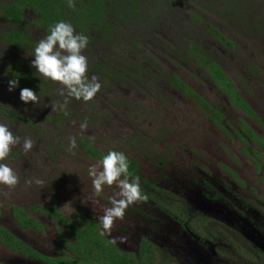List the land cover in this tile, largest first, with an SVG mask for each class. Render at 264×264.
Instances as JSON below:
<instances>
[{"label": "rangeland", "instance_id": "1", "mask_svg": "<svg viewBox=\"0 0 264 264\" xmlns=\"http://www.w3.org/2000/svg\"><path fill=\"white\" fill-rule=\"evenodd\" d=\"M140 1L144 11L123 25L114 47L102 44L89 50L97 61L116 59L118 77L105 79L97 71H88L89 78L93 75L98 78L100 90L89 101L70 99L72 102H69L67 98V115L59 126L48 116L61 112L52 106L65 98L40 97L38 104L25 105L19 98L20 91L16 88L9 92L8 85L0 80V100L15 112L9 117L0 110V122L9 124L10 130L22 138L6 158L19 182L14 187L0 184L1 223L42 253H55L57 234L62 228L43 209L33 211L30 207H49L55 201L64 215L73 216L76 210L87 212L95 217L100 227L99 217L104 215L105 208L112 206L111 198L119 190L114 183L105 185L101 193H95L89 168L100 160L90 158L79 147L82 137L100 151L114 149L134 159L139 176L154 186L150 191L161 188L172 194L161 193L167 200V207L175 208L183 203L190 210L181 212L183 223L150 198L136 201L128 206L122 219L114 220L111 235L105 233L112 241L113 237L117 238V246L128 251H136L142 236L149 237L158 248L155 264H167L166 259L171 262L189 259L185 253L192 255L190 259H196L195 250L211 249L208 245L213 232L211 220L215 218L229 228L224 218L211 214L213 204L254 225L256 220L240 211L248 206L260 209L264 204V188L256 184L260 169L264 167V155L249 149L251 146L257 149L256 142L250 141L251 144L245 146L239 138L225 133L207 118L196 102L181 94L161 74L171 71L182 77L223 113L231 127L237 126L241 118L262 135L264 116L257 121L243 111H231L224 93L206 70L196 65L195 60L187 59L186 46L189 43L187 35L195 38L202 49L218 59L235 86L248 92L264 109V100L261 96L255 98L254 90L257 86L264 91V0H185L174 4L167 0ZM205 20L233 40L231 50L210 36L209 28L204 26ZM34 35L43 38L39 31ZM14 51L9 45L0 43V63L7 61ZM31 54L26 53L27 61L34 58L29 56ZM123 61L125 68L118 66ZM131 62L148 67L155 62L157 67L151 66L152 72L144 74L131 66ZM251 74L256 77L255 86L247 83ZM51 83L59 93L60 83ZM261 107L256 110L264 115ZM229 111L234 114L233 119L227 118ZM215 120L224 124L223 119ZM85 122L87 127L82 129ZM25 137L34 141L27 154L22 150ZM73 138L75 148L70 147ZM36 179L45 183L37 185ZM249 188L252 189L248 191ZM14 203L39 219L42 231L19 228L10 213ZM194 211L205 218L200 220ZM218 231L236 240L232 230L219 228ZM165 249H171L173 254ZM249 255L254 256L253 249ZM20 258L24 257L0 245V261L6 264H44L21 262ZM222 263L227 264H219Z\"/></svg>", "mask_w": 264, "mask_h": 264}, {"label": "trees", "instance_id": "2", "mask_svg": "<svg viewBox=\"0 0 264 264\" xmlns=\"http://www.w3.org/2000/svg\"><path fill=\"white\" fill-rule=\"evenodd\" d=\"M169 3L171 0H167ZM180 1V0H179ZM183 2L185 0H182ZM74 6L70 7L68 0H10L8 3L2 4L4 15L12 21H21L22 12L28 8L34 13L33 17L28 19V24L35 31H39L44 38L52 25L59 20H65L72 23L76 32H82L89 37V44L83 50V54L88 58V71H97L101 73L105 79L118 77L119 72L115 66L116 59L107 58L103 61H97L89 50L99 45H111L114 47L118 34L121 33L122 27L128 20L136 19L144 11L141 7L140 0H73ZM212 34L225 45L231 44L230 40L212 23L207 22ZM16 28L7 34V40L13 48H16V53L13 54L5 63H0V80L8 81L11 78L20 77V85L17 90L20 91L23 87H30L39 93L40 97H48L58 100L60 95L54 91V86L50 79L40 76L34 68L30 67V61H27L26 53H33L35 44L41 40H34L31 31H26L27 25L16 24ZM123 61L120 66L124 67ZM206 70L210 73L223 88L230 94L232 100L236 104L243 107L250 116H254L250 107L242 101L239 94L234 90L230 80L226 78L222 69L215 64L206 65ZM169 83L184 93L191 94L202 106L211 109V106L194 93L182 80L175 74H170ZM64 98V97H63ZM62 98V99H63ZM69 102L75 98L68 97ZM72 99V101H70ZM68 106V104H67ZM0 110L5 113H12L11 108L4 106L0 102ZM66 111V110H65ZM207 118L218 126V122L212 115L206 113ZM49 119L55 121L59 126L65 118V112L61 111L53 116H48ZM224 130V128L221 126ZM249 134L251 129L243 124V128ZM257 139L259 146L264 151V138L254 137ZM79 147L86 153L87 156L101 160L109 150L100 151L91 146L86 137H82L78 143ZM117 151V150H116ZM126 155V154H125ZM127 156V155H126ZM129 171L132 175L139 176L137 162L129 156ZM141 189L148 198L152 199L173 217L183 222L181 214L185 205L179 204L175 208L166 206V199L162 198L161 193L172 195L168 191L158 188L156 192H152L149 188H153L152 183H149L146 178L140 177ZM264 180V173L262 175ZM31 210L42 211L54 220L64 229L63 232H58L56 254H45L36 249L32 244L21 238L19 235L11 232L6 227L0 225V243L13 251L14 253L28 259H40L46 264H155L156 246L147 236H142L136 251H127L121 249L116 243L107 236L101 235V229L96 223L95 218L86 212L76 210L73 217L62 214L56 203L53 201L49 207H41L34 205ZM11 215L19 228L23 230L42 231L40 221L33 217L28 210L23 207L12 204ZM205 217H200L203 220ZM197 230V226L195 228ZM0 264H4L1 263ZM159 264H163L160 262ZM167 264H173L169 262Z\"/></svg>", "mask_w": 264, "mask_h": 264}, {"label": "clouds", "instance_id": "3", "mask_svg": "<svg viewBox=\"0 0 264 264\" xmlns=\"http://www.w3.org/2000/svg\"><path fill=\"white\" fill-rule=\"evenodd\" d=\"M69 6H74L73 0H68ZM89 44V37L82 32H76L72 23L59 20L49 29L48 34L39 40L29 56L30 67L34 68L40 76L59 82L62 86L59 95L64 97L62 103L57 102L52 107L65 111L68 104V97L75 99L91 100L101 88L98 78L93 75L89 78L88 58L83 54V50ZM20 85L19 78H11L8 81V91L12 92ZM20 100L27 105L29 102L38 104L40 95L30 87L20 89ZM86 122L81 128H86ZM21 137L15 135L7 123L0 122V184L14 187L19 182V177L14 168L7 162L12 147L20 143ZM34 141L31 138H23L22 150L27 154L32 150ZM71 148L76 147V140L73 138L70 143ZM128 157L120 151L109 150L98 162L91 165L89 175L93 177V187L95 193L102 192L105 185L112 186L114 183L119 189L111 198V207L105 208L104 215L99 217L101 235L108 233L116 219H122L125 210L136 201H146L147 195L142 192L139 176L132 175L129 171ZM31 183V181H29ZM37 185L45 183L42 179H36ZM117 238L113 237V243Z\"/></svg>", "mask_w": 264, "mask_h": 264}, {"label": "flooded vegetation", "instance_id": "4", "mask_svg": "<svg viewBox=\"0 0 264 264\" xmlns=\"http://www.w3.org/2000/svg\"><path fill=\"white\" fill-rule=\"evenodd\" d=\"M9 1L10 0H0V43L2 45H4V44L5 45H9V47L13 48L11 46V43H9V41L7 40V38H8L7 34H9L13 29H15L17 27L16 24H18V23L21 24V25H24V26L27 25L26 31H31L34 40H39L34 35L35 29H33L32 26L28 24V19L32 18L33 15H34V13L32 12V10H30L28 8L24 9L23 12H22V14H21V16H22L21 19L22 20L19 21V22L18 21H12V20L8 19L4 15L3 9L1 7L2 4L8 3ZM180 1L182 2V0H180ZM180 1L179 0H171L170 1V4L180 3ZM168 9L169 8H167V12H168ZM132 20H135V18L132 19ZM207 22L208 21L205 20L204 26H207L208 27ZM33 31H34V33H33ZM209 34H210V36L212 35V38H214L215 40H217L225 48H228V51L233 48V44H234L233 43V40L229 36H226L224 33L223 34L230 40L231 44L225 45L223 42H221L220 40H218L215 35L212 34L211 30H210V33ZM187 36H188L187 38L189 39V43L186 46V53H187V56H188L187 59L191 58L192 60H195L196 61V65L203 67L205 70H206V65H208V64H215V65L219 66L222 69V71L224 72V75L226 76V78L228 80H230V82L232 83V85L234 87V90L242 98L241 100L244 101L250 107V109H251L252 113H254V116L255 117L250 116L246 111H244V109H243L242 106L236 104L235 101L232 100V98H231L230 94L228 93V91L225 88H223L217 81H215V79L212 78V76L210 75V73L206 70V72H207L206 74H208V76H210L213 79V81L215 82V84L217 85V87L219 88V90L222 93H224V95L226 97V101L228 102L227 105H230L231 111H234V110L235 111L236 110L243 111L244 114H246L247 116H249L251 118H255V120H257V121L261 120V118L264 115H263V113H260V112H258V110H256L257 107L259 108L261 106H259L257 104V102L254 101V98L250 97V95H249L248 92H244L239 87L235 86V84L232 81V79L225 73L224 69L219 64L218 59L214 55L210 56L209 53H208V51L206 49H202L201 48L199 42L196 41L195 38H192L189 35H187ZM14 49H16V48H14ZM15 53H16V51L13 52V54H15ZM178 54H179V52H178ZM148 65H150V64L148 63ZM131 66H133L134 68L139 69L144 74H145V71L147 73H149V74H150V72H152L153 69H152L151 66L157 67V65H156L155 62H153L150 65V67L144 66V65H142V63H137V62H131ZM157 71H159L161 73V70H157ZM161 74H164L165 77H167V79H168V77H169L170 74H175L194 93H196L200 98H202L206 103H208L211 106V109H209V108H207L205 106H202L197 100H195V98L190 93L187 94V93L182 92L181 90L180 91L178 90L181 94H184V95L188 96L190 100H193L194 102H196L201 107V109L204 110V112H206L207 114L212 115L213 118H215V119H223L222 123H224V124L221 125L218 122V127L221 128V126H222L224 128V130L222 128L221 129L223 131H225V133H227V134L228 133H231L233 136L239 138L245 144V146L248 145V144H251L250 141L256 142L257 149H254L252 146L249 149H251L254 152H256V150H258V151H260L264 155V151L259 146L257 139H254L252 137V136L259 137L260 139L261 138H264V131H263V134L262 135L257 134L254 131V129H252V127L249 126L246 122H244L241 118H239L238 125L237 126L231 127L229 124H227V122L225 120V116L223 115V113H221V111H219L216 107H214L207 100H205L199 93H197L185 80H183L182 77L178 76L176 73L171 72V71L168 72V73H166L164 71V73H161ZM263 77H264V75H263ZM255 80H256V77L253 76V74H251L249 77H247V83H248V85L249 86H255V83H256ZM254 90L256 91V94H257V95H255V98L258 99V96H261V98L264 100V91L262 90V88H259V87L257 88V86H255L254 87ZM0 102L4 106L6 105L3 101L0 100ZM262 111L264 112V109ZM3 113L6 114L9 117L14 116V114H15V112L13 110H12V113L11 114L5 113V112H3ZM226 116H227L228 119H230V118L233 119L234 114L229 111V112L226 113ZM243 124H246L251 129V132L249 134L247 133V131H245L244 129H242L243 128ZM263 129H264V126H263ZM88 143L90 144L89 141H88ZM110 150H114V149H110ZM260 171H261L260 179H257L256 180V184H258L259 186H261V187L264 188V180H262V175L264 173V167L261 168ZM240 183L242 185H247V182L245 183L244 181H240ZM250 189H252V188H249L248 191ZM254 190H256V189H254ZM212 197L215 198L216 196L212 195ZM51 203H50V206H51ZM262 203H264L263 200H262ZM19 206H21V205H19ZM25 210H27V209H25ZM33 211H35V210H33ZM182 211L185 212V211H190V210L188 209V207H186V209H183ZM240 212L243 215H249V216H251V218H254L256 220V224L254 225L251 222L244 221V220H242V218L234 215L228 209H222V208L219 207L218 204H216V203L213 204V210H212V213L211 214L214 217L215 216H221V219L224 218V221L223 222L225 223V225H228L229 228H227V226L226 227L222 226L221 223L217 222L215 220V218H213L211 220V223L213 225V228L210 229L211 231L213 229V232H211V235H210L211 236V239L208 242V245L210 246L211 249L209 251L208 250H206V251L195 250V252H197V256H198L196 259H193V258L190 259V257L192 255L190 256V255H188V253H185V256H187L189 259H178V260L175 259V261L173 260V262H192V264H201V263L202 264H205V263H208V264H219L220 262H227V264H264V204L261 205V208L260 209H253L252 206H248L247 209H244V211H240ZM10 213H11V206H10ZM193 213H194L195 216L204 217L198 211H194ZM216 214H218V215H216ZM1 217H2V210L0 208V225L4 226L1 223ZM70 217H73V216H70ZM96 223H97V220H96ZM60 228H62V230H60L59 232H63L64 229H63V227L61 225H60ZM219 228H223V230H232V232L235 234L236 240L233 241L231 239V237H229L227 235L222 236V232H219L218 231ZM214 229L216 231H214ZM239 244H241L244 247V249L243 248H239L240 247ZM0 245H2V244L0 243ZM2 246L5 247L4 245H2ZM58 247H59V245H58L57 239H56V247H55V253L54 254L57 253L56 248H58ZM5 248H7V247H5ZM155 248H156V251H158L157 246ZM252 249H253V254H254L253 257L251 255H249V251H252ZM165 250L167 252H169V254L170 253L173 254V251L171 249H165ZM220 251H223V253H221ZM226 253L229 256L228 255L227 256H223ZM170 256H172V255H170ZM233 257H236L237 259H234ZM31 260H32V262H44V261H41L40 259H31ZM0 262L1 263H4L2 261H0ZM164 262L169 263V262H171V260L170 259H166V260H164ZM4 264H6V263H4ZM44 264H46V263L44 262ZM173 264H175V263H173Z\"/></svg>", "mask_w": 264, "mask_h": 264}, {"label": "water", "instance_id": "5", "mask_svg": "<svg viewBox=\"0 0 264 264\" xmlns=\"http://www.w3.org/2000/svg\"><path fill=\"white\" fill-rule=\"evenodd\" d=\"M122 249V248H121ZM123 250H125V249H123ZM128 251V250H127ZM20 256V255H19ZM21 257H23V256H21ZM21 259V262H32V260L31 259H28V258H20Z\"/></svg>", "mask_w": 264, "mask_h": 264}]
</instances>
